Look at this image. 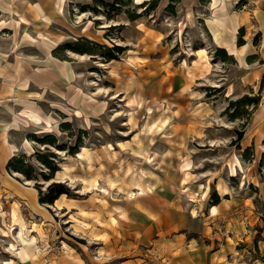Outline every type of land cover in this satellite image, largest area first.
I'll list each match as a JSON object with an SVG mask.
<instances>
[{
  "label": "rangeland",
  "instance_id": "rangeland-1",
  "mask_svg": "<svg viewBox=\"0 0 264 264\" xmlns=\"http://www.w3.org/2000/svg\"><path fill=\"white\" fill-rule=\"evenodd\" d=\"M254 2L0 0V120L9 124L0 166L6 180L16 178L44 197L49 185L61 183L63 206L43 203L68 204L43 225L45 232L36 221L16 237L0 232V264L14 254L13 238L20 257L28 258L27 248L37 243L33 230L45 233L52 249L24 264H172L160 245L124 236L121 217L138 193L164 187L160 172L175 186L179 165L182 188L170 197L190 214L208 221L218 190L228 192L224 203L248 198L242 209L219 211L208 230L216 234L220 260L264 264V73L256 77L264 68V34L252 13L264 22L261 1L253 11ZM235 11L243 12L238 31L233 23L226 35L222 26ZM213 17L227 44L240 46L249 27L257 53L248 64L215 45ZM245 18L252 22L241 26ZM187 154L206 168L211 160L225 175L206 195L199 193L203 173L191 175L194 192L187 190ZM151 174L159 176L151 180ZM202 196L204 204L195 206ZM3 208L8 235L14 226Z\"/></svg>",
  "mask_w": 264,
  "mask_h": 264
},
{
  "label": "crops",
  "instance_id": "crops-1",
  "mask_svg": "<svg viewBox=\"0 0 264 264\" xmlns=\"http://www.w3.org/2000/svg\"><path fill=\"white\" fill-rule=\"evenodd\" d=\"M257 1L259 0H255L253 4V8H252L253 11L254 8H256ZM260 1H261V5L259 10L261 12L262 19L264 22V0H260ZM242 15L243 12L235 11L234 15L232 16V19L231 17H229V22L226 23V26H223L224 31L227 28V31L224 32L226 35L228 34L229 25L232 26L233 23H235L238 31V26H239L238 21H241L240 18ZM252 18L255 21L253 24H255L258 31L263 32L264 34V26H261L262 23L260 18L254 13H252ZM248 21L252 22L250 19L245 18L241 22V26L247 25ZM210 34L212 36L215 45L224 48V45H226L227 43L224 40L217 42L213 37L211 31ZM249 34H250V30L249 27L247 26L246 33L243 38L244 41L242 44H240V45L245 44L246 46V54H245L246 64H248L247 61L248 56L257 53L255 43L251 39V35ZM232 40L236 42L238 41L237 33L235 38ZM230 41L231 38L228 40V42ZM260 46L262 50H264V42L262 40ZM262 52L263 54L261 57L264 60V51ZM262 65H263L262 67H264V62ZM259 67H256L255 69L260 70L261 68ZM256 72L257 71H254V76L256 75L255 74ZM263 73H264V68H262V70L256 77H258ZM8 125L9 124L3 122V120H0V148H3L5 145L4 129ZM262 129L264 130V115L262 117ZM179 133L180 132H178L176 135L180 136ZM246 136L247 135H245V138ZM175 140H178V138H176ZM248 144L249 143L246 142V144L244 145H248ZM206 145L210 147H216L214 144L207 142ZM169 146L172 147L173 150H178V148L180 149V146L173 147L170 144ZM234 155H236L240 159V156H238L236 153ZM190 158L192 160V166L190 168V173L187 176V180H186L187 182L185 183L187 190L194 192V190L191 189V187H189L190 185L188 186L190 179L192 178L191 175L195 173H203L202 177L205 178V185L204 187L202 186V188L199 189L200 190L199 193L202 192V194L206 195L209 184L212 185L213 182L219 180V178H224L225 175L223 172H218L217 169L214 170L212 168L211 160L207 162L208 167L206 168L205 165L199 163V159L197 158L194 159L191 156ZM167 159H169V156H167ZM227 165H229V162ZM177 169H178L179 177L175 186H172L170 181H167L169 179V176H167L168 174L166 172L165 173L160 172L162 178L166 180L163 184L164 185L163 188L161 189L158 188V184H157L156 187H153L152 189L145 191L143 190L140 193L136 192L139 195L137 196L136 202L130 204L129 208L126 211V216L121 217V220L123 221L122 224H123L124 236L135 238L137 241L141 242V244L156 243L157 245H160L161 248L159 247V249H162V251H164L163 254H165V251L170 252L169 259L172 262V264H227V263L236 264L232 261L225 262V260H220L222 249L219 248L218 246H215L214 242H216L215 239H217L216 234H212L211 231L208 230V228L213 227V222L214 220H217V215L219 211L227 208V205L230 206L234 205L236 209H242L243 207H245L248 198L243 197L241 199L240 197L237 198L231 197L233 199L232 202L230 201L231 202L230 204L224 203L223 202L224 196H227L228 192L225 191L221 193L218 190L219 193L218 195L221 198L217 203H211L209 205V211L208 214L206 215V218L209 220L206 221L204 218L198 215L190 214L184 207L177 205L175 201L171 200L170 195L172 194V192L178 193L182 188L181 182L184 172L180 168V165ZM238 171L240 175L245 173V171L243 172L241 170ZM7 174L8 171H5L3 167L0 166V205L3 208L6 205L16 204L17 210L19 214L24 217L27 227H30L31 223L33 221H36L44 231L45 229L43 225L44 224L46 225V222L50 221V219L52 220L53 223V220L55 219L54 214L56 212L62 213L64 210L68 209V204H65L63 208H57L55 204L45 205V203L40 201V192L38 189H36V191L32 193V190L30 188H34V187H28V185L25 186L23 185L24 187H22L21 185L19 186L18 182L20 181L16 178H14L15 181L12 180L9 182L8 180L5 179V176ZM158 176L159 175L157 174H151L150 179L154 180ZM143 180L145 181V179ZM138 187H135L137 191L139 190ZM151 197H152V201L150 199ZM202 198L203 196L201 197V200L195 201V206L198 205L200 207L202 204H204V200H202ZM16 199H18L19 202H15ZM65 200L68 201L69 199L65 198ZM212 205L213 207L218 208L216 213H212L211 211ZM21 206L25 207L24 208L25 210L24 209L22 210ZM187 206H189L188 203ZM189 210H191L190 207ZM69 223L72 226V223L75 222H69ZM2 228H7V225H6V221H4V217L0 216V232L3 236H7V237L9 235L11 237H13L12 235L15 236V233H18L19 226L18 225L14 226L12 232L10 231L8 235L3 234ZM31 236L36 237L37 243L36 246L31 245L27 248V253H28L27 259L23 260L20 257V254L17 252V250H11L14 252V254L11 255L8 259H3L1 264H15V263L24 264L28 262L30 259L33 260L34 257L33 254L45 257L48 253H50V250L52 248H50V246L45 247V245L49 243L48 241L47 243H45L46 241L44 242L43 240L46 239L45 233L44 235L41 236L40 232L33 230L31 231ZM37 239H40L41 241H38ZM15 241H17V238L16 239L13 238L10 240V242H15ZM12 258L14 260H12ZM33 264L35 263L33 262Z\"/></svg>",
  "mask_w": 264,
  "mask_h": 264
},
{
  "label": "bare ground",
  "instance_id": "bare-ground-1",
  "mask_svg": "<svg viewBox=\"0 0 264 264\" xmlns=\"http://www.w3.org/2000/svg\"><path fill=\"white\" fill-rule=\"evenodd\" d=\"M211 3L214 5V4H217V0H211ZM257 5V4H256ZM259 9V8H258ZM209 21V20H208ZM210 21L212 23H210L209 27H210V30L212 32V34L216 37V41L220 42V26L217 22V18H210ZM223 27V26H222ZM236 29V28H235ZM232 30V29H231ZM224 33V32H223ZM236 35V33H234ZM224 36V35H223ZM225 47L227 48L228 52L230 54H233L235 55L238 60L244 64L246 63L245 61V54H244V50L246 49V46L245 44L244 45H236L235 42L232 43V44H227L225 45ZM157 126V125H156ZM15 127V126H14ZM153 128V127H152ZM88 149V148H87ZM83 153V152H82ZM88 153V152H87ZM238 164H241L240 160L238 159ZM236 170V169H235ZM66 175V174H65ZM140 177V176H139ZM142 178V176L140 177ZM142 180V179H141ZM138 181V180H137ZM139 182V181H138ZM142 182V181H140ZM144 183V182H143ZM35 190V189H34ZM64 194L58 198L55 199V202H56V205L59 206V207H62L63 206V202H64ZM215 208V207H214ZM1 212V210H0ZM3 214L8 216L9 217V221L10 222H7L8 225H11V226H15V225H18L20 230L21 231H24V228H26V223L23 219V216L19 214L17 208L10 204V205H6L4 206L3 208ZM115 220V218H113ZM15 221H18V222H15ZM36 224V223H35ZM38 226V225H37ZM36 228V225H33L32 228ZM40 228V227H39ZM33 230V229H32ZM6 231V230H5ZM31 230H29L30 232ZM28 232V231H27ZM28 232V233H29ZM8 248L11 249V250H17L19 247H16V243L15 242H10L9 245H8Z\"/></svg>",
  "mask_w": 264,
  "mask_h": 264
},
{
  "label": "trees",
  "instance_id": "trees-1",
  "mask_svg": "<svg viewBox=\"0 0 264 264\" xmlns=\"http://www.w3.org/2000/svg\"><path fill=\"white\" fill-rule=\"evenodd\" d=\"M242 43H243V39L241 38L239 40V44H242ZM222 50L224 49L222 48ZM243 135H244L243 131H240L236 140L237 141L241 140ZM48 191L49 193L47 196L44 197L40 195V201L42 202L48 201L49 203H53L56 198L60 197L61 194L65 192L64 188L62 187V184L58 182H55L49 185ZM217 202H218V199L213 203H217Z\"/></svg>",
  "mask_w": 264,
  "mask_h": 264
}]
</instances>
